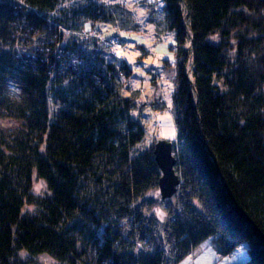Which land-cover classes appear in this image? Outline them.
I'll return each mask as SVG.
<instances>
[{
    "label": "trees",
    "instance_id": "obj_1",
    "mask_svg": "<svg viewBox=\"0 0 264 264\" xmlns=\"http://www.w3.org/2000/svg\"><path fill=\"white\" fill-rule=\"evenodd\" d=\"M20 1L0 0V264H29L22 251L61 264H180L208 242L222 256L245 243L242 264H264V0H163L150 15L176 43L181 183L165 202L145 198L161 176L152 148L133 156L144 133L131 69L81 30L126 12Z\"/></svg>",
    "mask_w": 264,
    "mask_h": 264
},
{
    "label": "rangeland",
    "instance_id": "obj_2",
    "mask_svg": "<svg viewBox=\"0 0 264 264\" xmlns=\"http://www.w3.org/2000/svg\"><path fill=\"white\" fill-rule=\"evenodd\" d=\"M5 1L21 6L20 0ZM90 2L94 5L103 4L110 10L126 12V18L125 16L119 18L117 14L114 24L96 22L92 27L90 22L87 23L90 24L89 26L86 25L81 30L83 34L86 31L97 33L102 39L109 41L110 50L117 53L119 61L123 60L131 69V73L124 78L128 93H133L138 99L131 116L142 126L144 133L142 141L134 147L133 156L152 148L157 140H165L173 145L176 133L170 102L173 91V67L176 61L175 34L172 30L157 27L150 16L152 14L153 18L159 19L163 0H91ZM61 3L58 10L74 5L78 8L88 5L84 0H77L76 3L72 0H61ZM82 20H78L75 24L80 25ZM9 91L15 93L12 86ZM33 192L40 196L47 195L45 183L35 177H33ZM158 197V191L155 189L150 190L145 196L148 200ZM24 209L29 213L35 212L29 205ZM160 209L164 210V206L160 205L154 209L156 215L161 214ZM166 219L164 215L163 222ZM153 231L155 235H162V220L154 222ZM18 258L29 264H61L48 255L28 256L24 251L18 255ZM246 258V244L243 243L229 255L217 260L215 264H241Z\"/></svg>",
    "mask_w": 264,
    "mask_h": 264
},
{
    "label": "water",
    "instance_id": "obj_3",
    "mask_svg": "<svg viewBox=\"0 0 264 264\" xmlns=\"http://www.w3.org/2000/svg\"><path fill=\"white\" fill-rule=\"evenodd\" d=\"M172 148L173 145L165 140H157L152 147L153 160L161 173L157 185L161 201L175 196L181 183L180 176L175 169L177 160L172 152Z\"/></svg>",
    "mask_w": 264,
    "mask_h": 264
},
{
    "label": "crops",
    "instance_id": "obj_4",
    "mask_svg": "<svg viewBox=\"0 0 264 264\" xmlns=\"http://www.w3.org/2000/svg\"><path fill=\"white\" fill-rule=\"evenodd\" d=\"M222 257L223 256L218 253L216 247L208 242L192 250L187 258L180 264H215L217 260L222 259Z\"/></svg>",
    "mask_w": 264,
    "mask_h": 264
}]
</instances>
